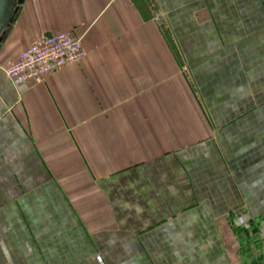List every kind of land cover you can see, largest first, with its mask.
Wrapping results in <instances>:
<instances>
[{
    "label": "crops",
    "instance_id": "0c3cea01",
    "mask_svg": "<svg viewBox=\"0 0 264 264\" xmlns=\"http://www.w3.org/2000/svg\"><path fill=\"white\" fill-rule=\"evenodd\" d=\"M67 29L0 69V264H264V0H21L0 64Z\"/></svg>",
    "mask_w": 264,
    "mask_h": 264
},
{
    "label": "built area",
    "instance_id": "2783aa9c",
    "mask_svg": "<svg viewBox=\"0 0 264 264\" xmlns=\"http://www.w3.org/2000/svg\"><path fill=\"white\" fill-rule=\"evenodd\" d=\"M81 34L73 30L42 32L0 69L14 85H27L85 55Z\"/></svg>",
    "mask_w": 264,
    "mask_h": 264
},
{
    "label": "water",
    "instance_id": "95a60500",
    "mask_svg": "<svg viewBox=\"0 0 264 264\" xmlns=\"http://www.w3.org/2000/svg\"><path fill=\"white\" fill-rule=\"evenodd\" d=\"M20 2L21 0H0V32L13 21L14 12Z\"/></svg>",
    "mask_w": 264,
    "mask_h": 264
},
{
    "label": "rangeland",
    "instance_id": "374dc122",
    "mask_svg": "<svg viewBox=\"0 0 264 264\" xmlns=\"http://www.w3.org/2000/svg\"><path fill=\"white\" fill-rule=\"evenodd\" d=\"M4 35H5V34H4ZM2 40H3V39H2ZM2 40H1V41H2ZM249 237H251V241H252L253 238H254V235L251 234V236L249 235ZM247 244H248V242H247ZM251 246H252V244H251ZM255 248H258V247H255ZM253 256H254V255H253Z\"/></svg>",
    "mask_w": 264,
    "mask_h": 264
}]
</instances>
